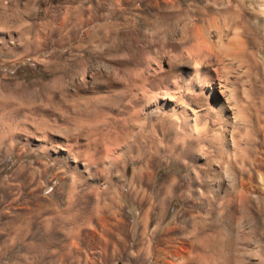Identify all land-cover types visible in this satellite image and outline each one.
I'll return each mask as SVG.
<instances>
[{
  "label": "rangeland",
  "instance_id": "obj_1",
  "mask_svg": "<svg viewBox=\"0 0 264 264\" xmlns=\"http://www.w3.org/2000/svg\"><path fill=\"white\" fill-rule=\"evenodd\" d=\"M114 12V0H0V264H264L262 199L248 203L247 214L228 218L217 204L200 200L196 185L188 203L205 228H175L184 219L192 224L183 216V194L168 200L162 216L156 209L146 228L148 201L141 202L131 184L133 165L123 168V179L115 169L103 192V166L87 168V98L123 87L113 83L118 63L106 53L113 31L105 24L116 21ZM151 15L157 63L140 69L155 92L173 78L156 74L166 68L162 43L173 36L165 19ZM105 111L104 130L134 109L125 102ZM145 140L146 134L129 133L127 156ZM173 145L172 137L157 144L166 157L190 159L191 149L172 152ZM172 160L157 163L158 193L174 174L190 172ZM172 244L193 256L183 252L188 259L172 262L164 251Z\"/></svg>",
  "mask_w": 264,
  "mask_h": 264
},
{
  "label": "bare ground",
  "instance_id": "obj_2",
  "mask_svg": "<svg viewBox=\"0 0 264 264\" xmlns=\"http://www.w3.org/2000/svg\"><path fill=\"white\" fill-rule=\"evenodd\" d=\"M114 5L116 21L105 24L113 31L106 53L118 63L113 83L123 87L88 96L82 124L86 166H103L102 192L108 190L115 169L123 179V168L131 164L135 193L141 202L148 201L146 228L156 209L162 216L168 200L182 194L187 201L183 216L192 218V224L183 218L175 228H205L206 221L197 219L188 203L196 185L200 200L217 204L220 215L247 214L248 203L264 201V0H205L204 5L197 0H114ZM151 13L165 19L173 36L162 43L166 68L158 67L156 74L174 80L155 92L147 84V71L140 69L157 63L153 54H158L154 49L158 36L148 32L154 24ZM125 102L134 112L123 122L112 120L104 130L105 110ZM131 132L146 134L147 140L128 157ZM166 137L174 139L172 152L191 149L190 159L174 153L164 156L157 144ZM165 158L170 163L173 158L181 160L190 172L174 174L158 193L154 175L157 163ZM124 194L122 190L119 195ZM164 251L172 262L185 259L183 252L193 256L188 248L174 244Z\"/></svg>",
  "mask_w": 264,
  "mask_h": 264
}]
</instances>
